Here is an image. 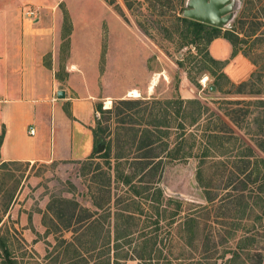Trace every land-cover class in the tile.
Here are the masks:
<instances>
[{"label": "rangeland", "instance_id": "rangeland-1", "mask_svg": "<svg viewBox=\"0 0 264 264\" xmlns=\"http://www.w3.org/2000/svg\"><path fill=\"white\" fill-rule=\"evenodd\" d=\"M184 4L185 0H0V10L10 14L18 11L33 28L50 33V46L42 52L43 64L50 69L54 66L60 87L75 96L78 93L92 95L95 105L110 111L95 115L105 131V142H112L108 160L98 156L104 152L105 144L97 141L92 160L89 156L80 161L51 163L0 161V239L18 264H62L63 260L70 264L69 258L74 254L71 249L66 253L62 240L75 241L76 245L90 251L77 257L82 264H100L107 259L110 264H143L131 249L135 248V235L132 239H121L115 247V221L110 216L126 208V204H132L129 210L135 213V201H123L133 195L126 192L128 187L116 182L113 156L118 152L125 157L119 169L128 174L135 170L138 162H145L137 160L145 152L138 150V146L147 141L146 134L142 133L145 127L168 132L167 136L161 134L152 138L156 143L148 155L160 157L145 160L161 159V176L148 180L161 187L167 198L182 202L176 223L169 229L163 226L159 231L158 244L163 248L159 262L168 257L172 264L196 260L201 264H225L229 258L225 253L228 246L235 245V240L230 244L222 243L230 222L236 221V227L240 225L236 238L241 236L244 227L261 225L253 216L260 211L258 207H254L253 213L247 208L244 217H240L235 201L224 198L227 192L235 193L232 186H238L237 182L227 185L228 170L233 171L237 164L225 157L215 159V148L220 141L210 136L219 134L227 138L229 134L222 131L210 112L218 115L235 136L264 159V154L250 141L264 133V124L260 123L264 121V108L255 104L258 99L264 100L262 85L254 78L253 86L250 84L241 90L239 85L217 79L213 75L216 69L203 64L204 55L200 51L204 42L182 46L178 18L183 17ZM226 30L242 39L239 51L256 62L255 73L264 74V0H241L234 20L228 28L221 29V33ZM178 62H182V68ZM203 65L208 69L202 68ZM215 81H218L217 87ZM133 89L138 91V97L129 96ZM251 90L262 93L248 95ZM120 100L130 104L125 107ZM187 100H198L209 111L202 110L199 118L197 108L186 104ZM107 102H110L109 107ZM237 110L241 112L236 113ZM243 112H246L244 116ZM228 113L234 116L240 128L225 117ZM196 120V124L191 125ZM135 132L137 138L132 143ZM181 142L184 150L177 159L167 158L168 151L161 150L166 144L168 149L165 150H170ZM98 144L103 145L101 152L96 151ZM207 146L214 152L202 157ZM232 147L230 143L228 148ZM190 148L193 156L182 158L183 151ZM198 169L202 173L200 183ZM108 191L109 204L103 210H96L92 200L106 204ZM205 192H210L215 200L208 203ZM142 204L145 212H149L148 203ZM196 206H205L208 213L198 209L196 237L191 242L193 247H188L189 235L181 232L180 225ZM73 207L74 216L69 226L67 218ZM81 208H87L93 215L92 220L95 219L90 229L84 230L86 222L76 223L85 215ZM153 220L151 217L145 221L141 217V225H150ZM119 225L122 229V224ZM78 228L84 235L81 241L74 239L77 235L73 231ZM130 241L133 243L129 246ZM257 246L264 249L263 242ZM84 248L79 249L85 251ZM131 250L127 254L129 259L124 260L125 252ZM251 252L249 259H242L244 264H257L251 260L256 258V251ZM4 255L0 246V264Z\"/></svg>", "mask_w": 264, "mask_h": 264}, {"label": "trees", "instance_id": "trees-1", "mask_svg": "<svg viewBox=\"0 0 264 264\" xmlns=\"http://www.w3.org/2000/svg\"><path fill=\"white\" fill-rule=\"evenodd\" d=\"M178 23L180 24V28L178 27V33L183 35L182 38V46H189V45H199L200 43L204 42L205 46L203 50L200 52L204 55V62L203 64L208 63L209 66H212L216 69V72H213V75H216L217 79H225L228 81L226 76L223 74L222 70L225 66L226 62H221L214 60L210 57L207 46L216 37H223L233 47V55L239 52L238 45L242 43V39L238 37L237 34H235L233 31L226 30L223 33H221V29L211 27L193 20H189L187 18L181 17L178 18ZM242 52V51H241ZM244 56H247L246 53L242 52ZM248 57V56H247ZM254 64H256L255 61H253ZM178 65L182 68V62H178ZM202 68H207L206 65H203ZM208 69V68H207ZM256 78L258 82L263 85L264 82V74H258L254 73L251 76V79H249L247 82L239 84L238 88L241 90L247 86L250 85L253 81V79ZM216 79V80H217ZM218 81H215V85L217 87ZM251 86H253L251 84ZM262 87V86H261ZM261 92V91H260ZM260 92H254L250 91L248 93L252 95L260 94ZM239 93H242L241 91ZM262 93V92H261ZM120 103L128 106L127 100H120ZM186 104H189L191 107L194 106L197 108L199 112V118L202 116L203 112H208L209 109L203 107L198 100H187L185 102ZM255 104L260 107L264 108V100L258 99L255 101ZM97 113H110V111H105L101 109V105H96L95 107ZM202 110H204L202 112ZM240 110H237L236 113H238ZM241 112V111H240ZM69 114V113H68ZM246 112L242 113V116H244ZM210 115L214 116L217 123L222 127L223 132H226L229 134L227 138L220 137L219 134H212L210 137L215 138L220 141V144L215 148L216 153L209 147H205L202 152V157L208 156L212 151L216 155L215 159L218 160L219 158L225 157L226 160L233 159L235 160V169L228 170L229 172V178L227 179V185L232 186L233 183L237 182L238 186L234 188L232 186V190L235 192L234 194H231L230 192H227L224 198H231V201H235V210L237 213H241L240 217H244L245 210L247 208L250 209L251 213H253L254 207H258L260 211L258 213H254V220L259 222L261 225L259 227H244L242 229V234L239 238H236V231L239 229L240 226H235L236 221L230 222V226L228 227L227 235L225 238H223L222 243H228L230 244L231 241L235 240V245L232 247L231 245L228 246L226 254L229 255V258H227V262L225 264H244L245 262L243 260L249 259L252 256L251 251L254 252L256 258H252L251 260H255L257 264H264V249L258 248V244L261 242L264 243V225L263 219H264V159L259 157L254 149L244 143L242 140H240L233 131L225 124V122L222 121L221 118H219L218 115L215 113L210 112ZM225 117H227L231 123H233L237 128L239 127V123L236 121L234 116H232L230 113L224 114ZM241 115V114H240ZM243 119V118H242ZM96 126L92 129L93 139L94 142L103 141L105 144L104 152L100 155H98L100 158L104 159H110L112 148L111 144L112 142L109 140L105 142V138L103 137L105 135L104 129H102V126L98 120V118L95 119ZM197 120L191 124H196ZM264 124V121L260 122ZM166 126V125H165ZM166 130L155 128L151 129L149 127H145L142 130L143 134H146L144 136L147 138V141L144 142L142 145L138 146V150L145 151L143 153V157H138L137 160H144L145 162H138V164L135 167V170H133L130 174L125 173L123 169H119L122 165L121 160L124 159L122 155H120L118 152L113 156V159L115 160L114 165V172H115V180L116 182H120L124 187H128L126 189L127 193H130L133 195L127 196L123 198L124 202L135 201V213L129 210L130 206L132 204H126V208H122L119 212H115L112 215L108 214L114 221L115 226L113 229V241L115 242V247L118 246V243L121 241V239H132L135 235V248L132 247L131 249L135 251V254H137V259L143 261V264H172V260L168 257H165L162 262H159L161 259V256L163 255V248L158 244V238H159V231L164 226L166 228H170L173 224L176 222L175 217L179 214V210L182 208V202L179 199L172 198V197H166L164 194V190L156 186L153 182L149 181L148 179L155 177H160V163L161 159H159L157 162H148V160L145 159H154L159 158L160 156L158 154H152L148 155L151 150H153V145L156 143L152 138L158 137L159 135H168V132H163ZM4 134V128L1 131L0 134V145L2 142ZM137 132L133 134L132 143L136 141L137 138ZM260 138H250V141L253 143L254 147L257 148L260 152L264 154V133L260 134ZM131 143V144H132ZM230 143H233V147L230 149L228 148V145ZM194 144V143H193ZM183 142L178 144L176 148L165 150L168 146L165 145L164 148H161L162 151H168L167 152V158L170 159H177L178 155L180 154L181 150H184V147L182 146ZM227 146V148H225ZM159 148V147H157ZM234 148H238L239 150H234ZM155 149V148H154ZM168 149V148H167ZM223 149L225 151H223ZM95 148L93 149L90 157L88 159L92 160L94 158V152ZM191 148L187 151L181 154L182 158H188L192 157L193 153H191ZM93 154V155H92ZM237 160V161H236ZM220 166L223 164L220 162H217ZM217 165V167L219 166ZM233 167V166H232ZM201 170H197V181L199 183L202 181L201 179ZM201 180V181H200ZM135 181V183H134ZM204 187V186H202ZM229 187V186H227ZM205 189H209L208 187H204ZM247 192V193H246ZM110 191H108V200H106V204H98L95 203V201L92 200V205L95 207L96 210H103L105 209V205L109 204L110 197H109ZM135 197V198H134ZM215 196H212L210 192H205V199L208 203H211L215 200ZM134 199V200H133ZM148 203L147 209H150L149 212H145L144 208L145 205L142 204L144 202ZM239 202V203H238ZM73 205L77 206L75 202H72ZM118 203V201H117ZM240 204V205H238ZM239 206V207H238ZM241 208L240 211H238V208ZM171 210H169V209ZM202 208L205 210L206 214L208 213V209L203 207L196 206L194 209H191L188 215L186 216V219L182 224L180 225V229L182 233H187L189 235V244L188 247H193L191 245L192 239L196 237L197 233V213L198 209ZM83 212L85 213L84 217L81 219H77L76 223L86 222V226L84 230L90 229L92 226H94L93 223H95V219L92 220L93 215L89 212L87 208H81ZM74 207L72 211L70 210L68 220V225L70 226L72 218L74 216L73 213ZM169 210V211H168ZM75 211V210H74ZM151 215V216H150ZM141 217L144 218L145 221L148 219L154 218L153 222H150V225H141ZM166 221V222H165ZM163 222V224H161ZM119 224H122V229ZM238 225V224H236ZM154 226L153 228H150ZM82 229V228H80ZM167 229V230H168ZM79 231V232H78ZM79 230V228L75 231H73L77 236H75V240H78L80 238V241L84 238L83 233ZM83 231V230H82ZM168 232V231H167ZM111 231L108 233V236H110ZM192 237V238H191ZM191 239V240H190ZM63 248L66 250V253L68 254L70 249L71 252L74 254L72 258H69L70 264H82L81 261H78L77 257H81V253L83 252H90L87 250V248H84L83 246L76 245L75 241H69L66 242V240L61 241ZM129 246L132 245V241L128 242ZM82 245V244H81ZM0 246L4 252V260L1 264H18V262L11 258L9 255V250L5 243L0 239ZM79 248H84V250H81ZM110 250V249H109ZM109 250L107 253V257H109ZM125 252L126 256L123 258L124 260H127L129 257L127 254H130L132 252ZM141 254V255H140ZM243 257V258H242ZM177 260L180 259L179 257L176 258ZM243 259V260H242ZM72 260L74 262H72ZM85 262L87 263V259L85 258ZM69 264L65 260H63L62 264ZM100 264H110L109 259L107 261H101ZM115 264H118L117 262ZM187 264H201L200 260L196 261H190Z\"/></svg>", "mask_w": 264, "mask_h": 264}, {"label": "crops", "instance_id": "crops-1", "mask_svg": "<svg viewBox=\"0 0 264 264\" xmlns=\"http://www.w3.org/2000/svg\"><path fill=\"white\" fill-rule=\"evenodd\" d=\"M51 39L49 32L33 28L20 12L0 10L1 162L80 161L94 149L95 100L61 88L54 66L43 64L42 52ZM207 51L214 60L226 62L222 72L231 84L247 82L257 71L241 51L233 55V47L221 36L211 40ZM262 88L264 92V83ZM60 90L63 99L57 98ZM30 127L32 136L27 132Z\"/></svg>", "mask_w": 264, "mask_h": 264}, {"label": "water", "instance_id": "water-1", "mask_svg": "<svg viewBox=\"0 0 264 264\" xmlns=\"http://www.w3.org/2000/svg\"><path fill=\"white\" fill-rule=\"evenodd\" d=\"M241 0H185L183 17L211 27L228 28L240 8ZM57 98L63 99L64 92H57ZM103 145H97V152Z\"/></svg>", "mask_w": 264, "mask_h": 264}, {"label": "bare ground", "instance_id": "bare-ground-1", "mask_svg": "<svg viewBox=\"0 0 264 264\" xmlns=\"http://www.w3.org/2000/svg\"><path fill=\"white\" fill-rule=\"evenodd\" d=\"M155 78H156V77H155ZM204 80H205V79H204ZM156 81H157V80H156ZM203 82H204V81H203ZM150 83H151V82H150ZM153 84H154V83L152 82V84H151L150 87H149L150 90H151ZM129 96L138 97V96H139L138 91L133 89L132 91H130ZM106 104H107V107H109L108 105L110 104V102H107Z\"/></svg>", "mask_w": 264, "mask_h": 264}, {"label": "built area", "instance_id": "built-area-1", "mask_svg": "<svg viewBox=\"0 0 264 264\" xmlns=\"http://www.w3.org/2000/svg\"><path fill=\"white\" fill-rule=\"evenodd\" d=\"M27 132L29 135L32 136L34 134V129L32 127H30Z\"/></svg>", "mask_w": 264, "mask_h": 264}]
</instances>
